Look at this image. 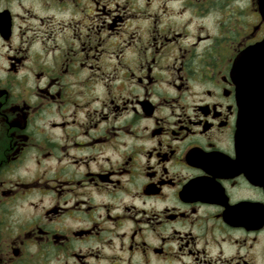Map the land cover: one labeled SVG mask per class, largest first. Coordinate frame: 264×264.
Masks as SVG:
<instances>
[{"label":"flooded vegetation","instance_id":"flooded-vegetation-1","mask_svg":"<svg viewBox=\"0 0 264 264\" xmlns=\"http://www.w3.org/2000/svg\"><path fill=\"white\" fill-rule=\"evenodd\" d=\"M263 40L264 0H0V264H264Z\"/></svg>","mask_w":264,"mask_h":264},{"label":"water","instance_id":"water-1","mask_svg":"<svg viewBox=\"0 0 264 264\" xmlns=\"http://www.w3.org/2000/svg\"><path fill=\"white\" fill-rule=\"evenodd\" d=\"M236 71L241 142L264 152V41L241 54Z\"/></svg>","mask_w":264,"mask_h":264}]
</instances>
